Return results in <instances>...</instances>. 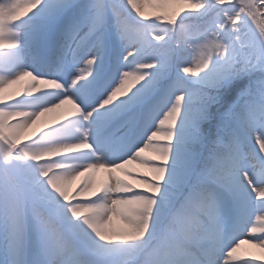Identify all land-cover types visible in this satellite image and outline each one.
Wrapping results in <instances>:
<instances>
[{
  "label": "snow or ice",
  "instance_id": "6c2138e0",
  "mask_svg": "<svg viewBox=\"0 0 264 264\" xmlns=\"http://www.w3.org/2000/svg\"><path fill=\"white\" fill-rule=\"evenodd\" d=\"M0 264H264V0H0Z\"/></svg>",
  "mask_w": 264,
  "mask_h": 264
},
{
  "label": "rangeland",
  "instance_id": "374dc122",
  "mask_svg": "<svg viewBox=\"0 0 264 264\" xmlns=\"http://www.w3.org/2000/svg\"><path fill=\"white\" fill-rule=\"evenodd\" d=\"M146 11L148 12L149 15H153V10L150 7L147 8Z\"/></svg>",
  "mask_w": 264,
  "mask_h": 264
}]
</instances>
